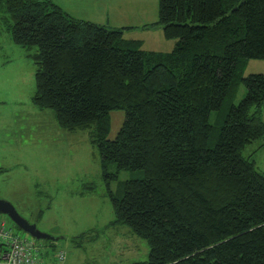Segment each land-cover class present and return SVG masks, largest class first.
<instances>
[{"label":"trees","instance_id":"1","mask_svg":"<svg viewBox=\"0 0 264 264\" xmlns=\"http://www.w3.org/2000/svg\"><path fill=\"white\" fill-rule=\"evenodd\" d=\"M0 16L34 50V104L67 131H90L106 177L143 171L110 192L111 224L149 244L134 264H264V172L244 155L264 138V73L243 75L264 59V0H159L164 34L177 39L168 52L53 0H0ZM113 109L126 115L110 140Z\"/></svg>","mask_w":264,"mask_h":264},{"label":"rangeland","instance_id":"2","mask_svg":"<svg viewBox=\"0 0 264 264\" xmlns=\"http://www.w3.org/2000/svg\"><path fill=\"white\" fill-rule=\"evenodd\" d=\"M72 16L121 29L125 38L142 41L146 50L168 52L177 39H168L159 23V0H53ZM28 50L14 42L0 16V199L11 202L30 223L58 240H38L16 224L14 233L36 240L44 264H134L149 259L150 247L129 226L116 219L110 192L122 194L123 183L144 176L109 163L105 176L98 148L89 130L61 128L51 109L33 102L36 64ZM264 73V59H250L243 75ZM241 85L234 100L245 96ZM228 103L222 111H226ZM218 111L211 114L216 123ZM124 109L110 111L108 139L125 120ZM261 117L264 120V105ZM262 145V147H261ZM264 172V138L247 146ZM0 218L9 219L0 214ZM10 220V219H9ZM10 222V221H9ZM65 252V259L58 253Z\"/></svg>","mask_w":264,"mask_h":264},{"label":"built area","instance_id":"3","mask_svg":"<svg viewBox=\"0 0 264 264\" xmlns=\"http://www.w3.org/2000/svg\"><path fill=\"white\" fill-rule=\"evenodd\" d=\"M40 252L38 243L15 234L12 224L0 218V264H44ZM58 257L65 259V252Z\"/></svg>","mask_w":264,"mask_h":264},{"label":"water","instance_id":"4","mask_svg":"<svg viewBox=\"0 0 264 264\" xmlns=\"http://www.w3.org/2000/svg\"><path fill=\"white\" fill-rule=\"evenodd\" d=\"M0 214L7 215L11 221H13L21 230L30 234L32 237L38 240H58L56 237H53L47 233L42 232L37 224L30 223L27 219L19 214L15 206L5 200L0 199Z\"/></svg>","mask_w":264,"mask_h":264},{"label":"crops","instance_id":"5","mask_svg":"<svg viewBox=\"0 0 264 264\" xmlns=\"http://www.w3.org/2000/svg\"><path fill=\"white\" fill-rule=\"evenodd\" d=\"M262 146V145H261ZM256 161V160H255Z\"/></svg>","mask_w":264,"mask_h":264}]
</instances>
